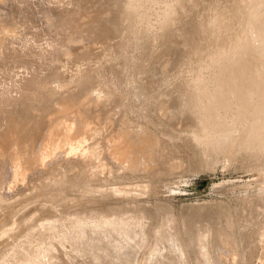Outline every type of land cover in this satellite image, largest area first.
<instances>
[{
  "label": "bare ground",
  "instance_id": "obj_1",
  "mask_svg": "<svg viewBox=\"0 0 264 264\" xmlns=\"http://www.w3.org/2000/svg\"><path fill=\"white\" fill-rule=\"evenodd\" d=\"M20 1L22 2L23 0H19V3H20ZM24 1L27 3V0H24ZM92 1L93 0H91V2ZM100 1H102V0H100ZM104 1L107 2L106 0H104ZM108 1L111 2L110 0H108ZM254 1H255V3H254ZM17 2H18V0H17ZM40 2H41V0H40ZM43 2H45V0ZM50 2H49V4H51ZM55 2H56V0H55ZM105 2L103 4H105ZM136 2H138V1H136ZM136 2H135V0H112L111 6L107 4V7L110 6L109 9L107 8L108 9V12H107L108 15L107 16H101L102 11L100 12V9H101L100 8V9L96 10L97 12L95 11L96 14L94 13V16L92 18L90 17L91 19H89V20L87 19L88 21H83V18H84V16H83V11H84L83 5L86 3V2L84 3V0H77L75 2L74 7L69 8L70 5L68 6L69 9L66 8V6L64 9L63 8L61 9V6H60V8H57V7L52 8L53 5L50 6L51 8H49V9L44 7V8H46V11H43V12L41 11V12L43 15L42 17H44V19L47 21L48 27L45 28V26H46L45 23H44L45 26L44 25L43 26H44V29H50L52 32L53 31L54 32L59 31L61 33L63 31L69 32L70 35L67 37V39L63 37L64 39L67 40V43L64 40L65 43L67 44L65 49H63V51L61 50L63 57L67 58V56H69V57L72 56L71 54H73V53H79V55L81 57H83L86 61V59H88V57L91 55L89 54L88 51H86L87 49L85 48L86 49L85 50V49H83V47L88 46V48H89V46L93 47L94 45H96V44H93L94 42H96L94 39V38H96V39H99L100 44L102 43L105 46V50H103V53L100 54V56L101 55L102 56L99 57V58H103V57H106V55H108L107 50L112 49L111 47L113 46V42H111V41H114L117 38L122 37V38H119V41L116 42V44L119 45V50H121L125 47L126 44L124 45V43L126 41L128 42V44L135 41L136 37L133 35V33H134V28L136 27V24L138 22L137 20L139 18L137 8H138V6H139V8L141 6V5L137 6ZM163 2H164V0H163ZM178 2L182 5V8H180V7L178 8L179 10L182 9L179 15H177V14L175 15V12L171 10V7H173L172 3L170 5H168V3H166V4L164 3L165 6L167 5V7L168 6L169 7L171 6V7L169 8L170 10L168 9L167 10L168 12H166V13H165V9H163L164 14H165L163 22H164V20L167 21L168 23L173 22V24L182 25V27L184 28L185 24L189 21L188 19H192L195 12H197L198 10L200 12L202 11L200 9L203 7V4H205V6L203 8H208V6H210L212 8V10L215 9V11L218 8V3L216 2V0H209L207 2L202 0L201 2H203V4L199 0H179ZM236 2H234V3H236ZM240 2H241L240 4L237 3V5H239V8L240 9H242V7L245 8V10L242 12L243 15H240V20L242 21V23L240 24L241 28L235 29V28H232V26H231L230 30H232V29H235V30L232 31L233 33L231 31H228L229 33L231 32V36L234 37V40H236V41H234L233 39H231V40H233L232 43L235 42V43H233L232 46H230L228 44L229 42L226 40L225 43H221L222 44L221 46L226 47L225 49H222L223 47H221V49H222L221 50L220 46L217 49L211 48L210 45H212V44H210V42L213 41L211 39L214 36L211 35V33H209V35L206 36L205 35L206 31L204 32L205 34L203 35L202 34L203 32L201 31L202 29L208 30V29H206L207 28L206 23L209 24V22L207 20H205V19H207L205 17V15H204L205 18H203V19H199L197 16L199 21H196V22L194 21L195 24L193 22V25H191L190 27L188 26L187 32H185L184 35L182 34L185 37V40H187V41H185V42L183 41V42L184 43L188 42L191 49H189V48L186 49L185 48L186 46L182 47L179 44V43H181L179 40L175 41L171 37V36H173L171 34V31L173 32V30H169V26L172 24L169 25L167 23L169 26H167L165 24L168 27V32H166V35H164V38H165V36L167 37V33H169V36L165 40L163 38V40L165 41L164 43H166V40L169 41L168 42L169 47L167 49V52H169V53L167 54V52H166V53H164V55L166 54L169 56L170 54H175V53H177V55H178V53H179L182 55V58L184 56L187 58V60H191V59H193V57H195V59H193L195 61H196V56L198 55L197 59L199 58L198 60H200L201 57H199V50L196 49L198 47H195L196 51L192 50V47L194 46L193 44L195 42H197L198 40L206 43L207 46L211 50V51L208 50V51H210V53H209V60L210 61L208 62L209 64H207L208 65L207 67L215 69V72H214L215 77H213L214 80L213 79L212 80L215 82L216 88H214L213 90L210 89L211 86L214 87L213 84H211V86L209 85V87L206 86V83H208L207 80L200 75L199 80L197 79L198 81L197 82L195 81V83L193 85V89H189V90L186 89V90H188L187 91L188 97H190V100H188L189 101L188 105L185 104L184 106H181V104L178 103L180 106L177 105L176 108L174 107V109L171 110L170 109L171 107H169L167 105L169 103L165 104V102L163 101L165 105L162 103V104H160V106L158 108L161 112V115L169 116V118L167 117L168 120L172 118L171 120L174 121L173 118L175 119V116H179V117L181 116L184 120V125L188 129L191 130L194 139L199 140V139H203V137H205L206 142H208V143H206V144H208L207 149H208V147L213 146L214 142H216V141L220 142L221 141L220 147L218 145L217 148H219V150L221 148V150H222L221 152L224 155L225 164L231 162L232 158H234V156H235L234 152H238V151H235V149H236L235 138L236 139L237 138L242 139L244 136L247 137L246 135L252 136V138H253L252 140L250 138V140L246 141L247 139L245 138L246 140L245 139L244 140L246 142L244 141L241 144V146L243 148H247L250 145L245 146L246 144H252L253 145L254 143H256L255 146H257V144H258L261 146L260 149L264 148V0H240ZM15 3H16V0H0V21L4 22V20H2L1 17H3V14H5V13L2 10L5 8L9 10L10 8H13L14 6H17L19 4L18 3L16 5ZM28 3H29V1H28ZM31 3L32 2H30V4ZM38 4H40V3H38ZM45 4L48 5V2ZM95 4H96V2L93 3L94 8L96 7ZM27 5L30 6L29 4H27ZM228 5H229V3H228ZM91 6H92V4H91ZM98 6H99V4H98ZM100 6H101V4H100ZM178 6H179V4H178ZM92 8L90 7V9H92ZM173 8L175 9V6ZM225 8H227V7H225ZM15 9H17V7ZM25 9H27V8H25ZM25 9H24V11H25ZM32 9H34V8H32ZM27 10H29V8ZM86 11H85V13H86ZM10 12H13V10ZM19 12H21V11H19ZM22 12H23V10H22ZM89 12H90V10H89ZM123 12L126 13L124 19H127L126 20L127 22L125 24H124V22H122L123 21L122 20ZM40 13H39V15H41ZM107 13L105 12V14H107ZM161 13H163V12H161ZM231 13H233V12L231 11ZM238 13H241V12L238 11ZM24 14L25 13L23 12V15ZM31 14H33V11L31 12ZM87 14H90V13H87ZM91 14H93V13L91 12ZM26 15H27V12H26ZM232 15H229L228 17L230 18V16H232ZM236 15H239V14H237V12H236ZM9 16H10V14H9ZM29 16H31V15H29ZM38 16H37V18H38ZM82 16H83V18H82ZM85 16H88V15H85ZM31 17H33V16H31ZM158 17H159V15H158ZM195 17H196V15H195ZM18 18H19V16H18ZM160 18H161V15H160ZM200 18H202V17H200ZM214 18L215 17H213V19ZM218 18H220V17H218ZM232 18H233V16H232ZM85 19H86V17H85ZM224 19H227V18H224ZM15 20H17V17ZM194 20H196V18ZM227 20H229V19H227ZM222 21H223V19H222ZM229 21H228V23H229ZM16 22L12 21V23H16ZM189 22H191V21H189ZM189 22H188V25H189ZM214 23H216V22H214ZM214 23H213V25H214ZM222 23L224 25V21ZM163 24L164 23H162V25ZM225 24L227 25V23H225ZM223 25H221V26H223ZM14 26H12V24L10 25L9 23L8 24L6 23V25H3V23L0 24V58L1 59L4 58V57L2 58V56L5 52H9L7 50H9L10 48L14 49V51L17 50L13 45L16 44L17 41H19L17 37H18V34L20 33V32L18 33V30H19L18 28H19L20 24H19V26H17L18 27L17 29ZM21 26H20V28H21ZM167 27H165V29ZM173 27H174V25H173ZM211 27H212V24H211ZM217 27L220 28V26H218V25L216 26V28ZM35 28H39V27H35ZM170 28H172V27H170ZM212 28H214V27H212ZM221 28L223 29V27H221ZM122 29L124 30V34H123V36H120L119 33ZM225 29H226V27H225ZM162 30H163V28H162ZM212 30L207 31V34H208V32H210ZM181 32H183V30ZM213 32H215V30H213ZM217 32H219V31H217ZM26 33L29 34L28 31ZM77 33L80 34V38L75 39L73 37V35L75 36V34H77ZM28 34H25L26 35L25 37H27ZM23 35H24V33H23ZM45 36H46V34H45ZM28 37H27V39H28ZM137 37L139 39L137 41L141 42V40L139 38L140 36H137ZM178 37H179V39L181 38V41H182V37H180V36H178ZM219 37H220L219 33H217L216 38H219ZM31 38H32V36H31ZM48 38H49V36H48ZM50 38H52V36ZM175 38H176V36H175ZM40 39H41V35H40ZM158 39H160V38H158V36L157 37L154 36L153 42L156 43V40H158ZM221 39H222V37H221ZM20 40H22V39H20ZM49 40L51 41V42L49 41V44H48L50 47L40 49L41 57L42 56L51 57V59L49 58V60L52 63L53 62L56 63V62H58L59 59L56 58L55 56H53V54H54L53 52L57 48H56L54 41H52L51 39H49ZM33 41L35 43L34 39H33ZM78 41H85L86 45L83 44L84 46L81 47V46L77 45L78 43H76V42H78ZM19 42H22V41H19ZM30 42L29 41L26 42L27 45H29L28 43H30ZM43 42L45 43V41H43ZM160 42H163V41H160ZM218 42L220 43V41H218ZM26 43H24V44L26 45ZM34 43H32V44H34ZM38 43H41V42H38ZM81 43H83V42H81ZM46 44L47 43H45L44 45H46ZM97 44H98V41H97ZM58 45H59V43H58ZM35 46L38 47L39 45H35ZM106 46H107V48H106ZM152 46H150V47H152ZM20 47L23 48V46H21V45H20ZM150 47H149V49H152ZM29 48H28V50H29ZM40 48H41V46H40ZM94 48H96V50H97L96 46H94ZM100 48H101V46H100ZM11 49H10V52H11ZM38 49H39V47H38ZM34 50H36V49H34ZM91 50H93V49H91ZM150 51L147 53L148 61L151 60L152 58L158 56L157 54L160 53V52L157 53V51L152 52L153 50L151 52ZM154 51H155V49H154ZM61 52H59V53H61ZM100 52H101V49H100L99 53ZM99 53H98V55H99ZM109 53H110V56H112L111 55L112 53L111 52H109ZM119 53H120V51H119ZM121 53L123 54V52H121ZM34 54H37V53H34ZM124 54H125L124 58L126 59L127 64L131 65L130 63L135 62L134 57H132V55L130 53H127V51L126 52L124 51ZM26 55H24V57ZM92 55H94V54H92ZM161 55H163V54H161ZM37 56H38V54H37ZM56 56H58V55H56ZM200 56H202V55H200ZM171 57H174V56H171ZM21 58H23V57H21ZM26 58L27 57H25V59ZM38 58L40 59V55L36 59H38ZM72 58H73V56H72ZM83 58L80 59L81 62H83L82 61ZM182 58L179 59L180 63H181ZM32 59H33V57H32ZM78 59H79V57H78ZM90 59H91V57H90ZM24 60L21 59L19 62H17V60H16V63H18L17 67L15 66V63H14V66L17 69H18V66H20L22 68L25 67V69H23V70H26L24 72L25 75L24 74L21 75L22 74V72H21L20 77L16 73L15 76H17L18 79H15L16 80L14 83L15 85L13 84L14 89L12 88L13 90H10L11 87L10 88L9 87H2L3 85L2 86L0 85L2 87L0 89V92H1V95H0V211H2L3 209L5 210V208H11L12 206L15 205V203H18V202L24 203L25 201H28L32 197H36V196L48 197L49 200H52L55 202H64L67 200L69 201L70 198H69V195H68L66 190H67L68 186L70 187V186H74V185L77 186L78 188H80L79 189L80 195H78L79 197L77 196L78 200L77 199L76 200L78 202L82 201V203L85 200V202H87L88 204H90L96 208L97 206H99V202L101 200L98 197L100 195H103V196L106 195L109 197L111 196L113 198H117V197H121V196L127 197L128 195H130V196L131 195H133V196L134 195H142L145 192H147L148 190L154 191L157 189L156 187L158 186V183H159L158 180H156L155 182L153 181V179L155 177L158 178V176L163 175V174L172 175L178 169H180V168L182 169L185 166V160L183 159V157L176 154L177 152L179 153V151H177L179 148L178 147L179 144H176L177 140H176V142L172 143L171 137H173V136L172 135L170 136V134L168 133V135L170 136V138H169L170 144H166V142L165 143L163 142L160 135L157 136L156 133L153 132L151 126L152 125L155 126V124H153L154 119L151 117V115H149L150 111L148 112L149 114L144 113L145 107H143L142 104H140L141 106L136 107V106H132L130 104L127 105L125 102L122 101L121 105L124 106L125 109L123 110L124 107H122V108L118 107L119 109H122V112L120 111L121 112V115H120L121 118L120 119L118 118L119 120H116V119H114V117H109V116L106 117V120H107V122H109L108 124L110 125L109 127L111 128L110 130L106 129L108 124L105 127L101 122L96 123V121L91 119V117L88 115L91 113L92 115L96 114V116L99 117L100 115H102V112L105 111V105H106L105 103H107V102L109 103V101L111 102L113 98H115V99L118 98V99L123 100L127 97V95L129 93H131V92L127 91V89L125 90L122 87L124 85V88H127L130 84L132 86V82H134V77H132V74H130V73L124 74V71L125 72L128 71L126 69H127V67H130V66L127 65V67H125L126 69L121 68L120 70L115 71V76L112 75L113 77H111L110 73H108L106 75V77L104 78V80H102L98 84L95 83L90 72H88L86 70L84 71L81 68V69H78L76 73L74 71V74L71 75L70 77H68V78L66 77L67 79L66 78L60 79V80H57L56 82L53 81L54 84L52 83L53 85L52 84L49 85L48 82L45 81V79H42L43 77L40 76L41 75L40 72H38L36 69H33V68H31V70H30V68L28 67L29 64L27 63L30 61V59H29V61H27L28 59H26L27 62H25V63H24ZM46 60L48 61V58ZM69 60H71V59L69 58ZM173 60L175 61L176 59L174 58ZM179 60L177 59V61H179ZM60 61L61 60H59V62ZM91 61L93 62V60H91ZM2 62H3V60H2ZM61 62L59 64H61ZM164 62H161V63H164ZM183 62H186V61L184 60ZM191 62H193V61H191ZM40 63H39V65H40ZM63 63H65V61H63ZM161 63H159V64H161ZM167 63H169V62L167 61ZM194 63L195 62H193V64ZM1 64L3 65L4 62ZM26 64H28V65L26 66ZM32 64H34V62ZM32 64H30V66H32ZM81 64H83V63H81ZM96 64H98V63H96ZM133 64H134L135 68L138 66L136 68V70L138 69L140 72L141 71L145 72V70L147 69V63H145V62L144 63L141 62V64L140 63H137V64L133 63ZM62 65H61V67L65 66V65H63V66ZM164 65H165V63H164ZM164 65H163V67H164ZM7 66H8V64H7ZM59 66H58V68H59ZM41 67H43V66L41 65ZM46 67H47V65H46ZM169 67H171V69H172V66H169ZM158 68L160 69V66ZM9 69H8V72H9ZM38 69L40 70V68H38ZM61 70L62 69H60V71ZM12 71H13V69H12ZM41 71H43V68ZM163 71H164V69H163ZM165 71H167V70L165 69ZM19 72H20V70H19ZM72 72H70V73L72 74ZM56 73H58V72H56ZM67 74H65V75H67ZM43 75L44 74H42V76ZM61 75H64L63 71H62ZM12 77H13V74H12ZM163 77H165V76L163 75ZM2 82H3V80H2ZM91 82H94L96 85L93 86L94 83H93V85H91ZM141 82H142V84L147 83V82H145V80H144V83H143V81H141ZM150 83H151V81H150ZM11 85H12V83H11ZM71 85H73V86H71ZM131 86L128 88L132 89ZM142 86L140 85V87L138 89L139 90L141 89V91L143 92V90L145 88H142ZM144 87H146V86H144ZM151 88L149 90H151ZM135 89H137V87ZM147 89H145L146 92H147ZM145 90H144V92H145ZM152 90H154V89L152 88ZM135 93H137V92H135ZM157 93L161 94L160 90ZM138 94H141V93L138 92ZM161 95H160V97H161ZM158 96L155 97L156 98L155 101H157V98H160ZM149 97H151V96H149ZM164 98L165 97H163V99ZM128 99H130L129 95H128ZM148 99H150V98H148ZM148 99L146 101H148ZM163 99H161V100H163ZM179 99H181V97H179ZM136 101H138V100H136ZM153 101H154V99H153ZM153 101H152V103L155 102V101L154 102ZM169 101H167V102H169ZM173 101H175V100H173ZM128 102H130V101H128ZM148 102L145 104H148ZM118 103H119V101H118ZM158 103H161V102H158ZM155 104H157V103H155ZM150 105L148 106L149 110L151 109V108H149ZM106 106H108V105H106ZM109 107H110V105H109ZM152 108H153V106H152ZM234 108H236V111H235L236 115L234 114L231 117L232 119L229 120L230 117L228 116V114L231 113L229 111L231 109H234ZM155 110L156 109L153 110L154 113H155ZM146 111H148V110H146ZM113 112H114V110H113ZM160 112H158V113H160ZM130 113L140 114L143 118V121L137 122L138 121L137 120L135 123L130 118ZM53 114H54V116L55 115H57V116L52 117ZM108 114L109 113H107V115ZM104 115H106V113ZM113 115H116V114H113ZM93 116H92V118H94ZM155 116H157V115H155ZM158 116L160 117V115H158ZM164 116H163V119L165 121L166 117L164 118ZM161 118H162V116H161ZM100 119L101 118H98L99 121H100ZM104 120H105V118H104ZM159 121H161V120H159ZM159 121H158V123H159ZM162 122H160V123H162ZM179 122H181V121H179ZM164 123H162V124L164 125ZM167 123L169 124L170 122H167ZM169 125L174 126L172 123H170ZM175 125H176V123H175ZM167 127H163V128H165L167 131L168 130L170 131V129ZM180 127H182V126H180ZM171 132L172 131H170V133ZM227 132L228 133L233 132V133H235L236 136L231 137V134H230V136H227ZM162 134H163V132H162ZM163 135L165 136L166 134L164 133ZM222 135H223V137H225V138H223L224 139L223 141L220 140V138H222ZM233 136H234V134H233ZM165 138H167V137H165ZM164 141H166V140H164ZM201 142H202V140H201ZM203 142H205V141H203ZM203 144H205V143H203ZM239 145H240V143H239ZM257 148H259V147H257ZM237 149H239V147ZM171 153L173 154L172 155L173 157L170 159ZM71 171L75 172L74 176L73 175L70 176L69 172H71ZM72 172H71V174H72ZM34 180H37L38 183H36L37 181H35L34 182L35 184H33L34 186L32 185L33 187L30 188L28 185L29 182L34 181ZM263 180H262V182H263ZM4 183H6L8 185L9 190H15L16 189V192H13V194L9 195L6 193L8 191V189L5 188L7 191L5 192V194L2 193L1 189H2V186L4 185ZM30 184H31V182H30ZM245 185H247V184H245ZM3 189H4V187H3ZM77 189H74V190L76 191ZM26 190H28V192L29 191H31V192L26 193ZM72 190H69V191H72ZM156 191H154V192H156ZM69 193H71V192H69ZM73 195H75V193ZM73 200H74V198H73ZM74 205H75V203H74ZM74 205H73V207H74ZM75 209H76V207H75ZM76 211H79V210L77 209ZM9 212H10V209H9ZM121 212H124V210L121 206H116V207L108 206V208L102 209L101 212H99L98 220H95L93 223H91L88 220L79 219L76 222L75 228L80 232H84L86 229V225L91 223L93 225V227L103 226V227L107 228V231L111 234H115V233L121 231L123 235H125L127 237H131V235L134 233L135 228L131 229L128 226L127 220L119 218V214ZM5 214H6V211H5ZM2 219H4V218H2ZM164 225H166V221H164ZM194 226H196V231L194 234H191V230L186 231V235L189 236L188 241H189L190 246H196V247L199 246V243H198L199 239L205 235L204 232H207L211 236L216 235L217 241L219 242V244L216 247H220L221 244H222V247H224V250H220L216 254V257L218 259V263H214V264H236L240 260L241 252H240V249L236 243L235 235L232 231L233 230L232 225L229 222H227L225 220V218H219L217 220L215 232L213 231V229H215V228L212 229V227H210V225L207 226L203 223L197 222L194 224ZM200 229L203 230V232L200 233L199 232ZM258 234H259V237L256 238V240H255L256 241L255 248L252 250L251 254H252V257L258 258L257 264H263L264 263V224L261 227H259ZM175 235L177 237L179 236V234L177 232ZM158 244H159V239L157 237L151 238L147 243V250L149 252L156 250ZM206 245L209 249H212L213 245H211V243L209 245L208 244H206ZM196 256L200 257V253L197 254Z\"/></svg>",
  "mask_w": 264,
  "mask_h": 264
},
{
  "label": "rangeland",
  "instance_id": "obj_2",
  "mask_svg": "<svg viewBox=\"0 0 264 264\" xmlns=\"http://www.w3.org/2000/svg\"><path fill=\"white\" fill-rule=\"evenodd\" d=\"M28 1H29V3H28ZM43 1L41 0V2H40V0H27V3H26L23 0L22 2L20 1V3H19V0H18V2L16 0L15 4L17 5L19 3L17 6H14L13 8H10L9 10L6 8L2 10L5 13V14H3V17H1L2 20H4V22L0 21V24L3 23V25H6V23L7 24L9 23L10 25L12 24V26L15 25L14 27L16 29L18 28L17 26H19V24H20V26L22 25L24 28L22 26H21L22 29L20 28V26L18 28L19 29L18 33L20 32L21 34L19 33L17 38L19 41H22V42L17 41L18 43L16 42V44L13 45L17 50L14 51V49L10 48L11 52H10V49L7 50L9 52H5L3 54L2 58L3 57L4 58L3 59L0 58V61H1L0 62V85L1 86L3 85L2 87H9V88L11 87L10 90L14 89L13 84L16 81L15 79H18V77L15 76L16 73L20 77L21 72H22L21 75H23V74L25 75L24 72L26 71V70H23V69H25V67L22 68V67L18 66V69L20 70V72H19V70L16 68L18 65V63H16V60H17V62H19L21 59L24 60L25 57H27L26 58V59H28L27 61H29V59H30L29 62H27L26 59L24 60V63L27 62L29 64V65L26 64V66L28 65L30 70H31V68H33V69H36L38 72H40V74H41L40 76L43 77L42 79H45V81L48 82L49 85H51L52 83L54 84V82H56L57 80L65 79L66 77L67 78L70 77L71 75L74 74V71L76 73L77 70L81 69V68L84 71L86 70V71L90 72L93 80L95 81L96 84H98L102 80H104V78L106 77V75L108 73H110L111 77H113V76H115V71L120 70L121 68L126 69L125 67H127V65H128L130 67H127L126 70H128V71H126V72L124 71V74H126V73L132 74V77H134V82H132V86H131V84L128 86V87L131 86L132 89L128 88V87L124 88V85L122 87H123V89H125V90L127 89V91L131 92L128 94L130 99H128V95L125 98L126 100L113 98L114 100L112 99L111 102L109 101V103L108 102L105 103L108 106L105 105V111L102 112V115H100L99 117H97L96 114L95 115L93 114L94 115L93 116L91 113L88 115L91 117V119L96 121V123L101 122L106 127V125L109 123V122H107L106 117H108V116L114 117V119H116V120H119L121 118L120 115H121L122 109H119V108L124 107L121 105L122 101L125 102L127 105L130 104V105L136 106V107H139V106H141L140 104H142V106L145 107L144 113H148L150 111L149 112L150 114L149 113L148 114L151 115V117L154 119L153 124H155V126L154 125L151 126L153 132L156 133L157 136L160 135L163 142L164 143L166 142V144H170L169 138L171 135L173 136V137H171L172 143L176 142V140H177L176 144H179L178 145L179 148L177 151H179V153L177 152L176 154L183 157V159L185 160V166L182 169L180 168L181 170L178 169L179 171L177 170L172 175L163 174V175L158 176V178L155 177L153 179V181L155 182L156 180H158V182H159L158 186L156 187L157 191L154 190L156 192H154L152 190H151L152 191L151 192L150 190H148L147 192H145L142 195H134V196L128 195L127 197L121 196V197H117V198H113L111 196L109 197L106 195L105 196L100 195L98 197L101 200L99 202V206H97L96 208L93 207L92 205L88 204L87 202H85V200L83 201V203H82V201H79V202L77 201L78 197H79L78 195H80L79 194L80 188H78L77 186L74 185V186H70V187L68 186L69 188L67 187L66 191H67L70 199H69V201L68 200L64 201L65 203L64 202H55V201L49 200L48 197L36 196V197H32L28 201H25L24 203L18 202V203H15L16 206L14 205L11 208H5V210L3 209L2 211H0V214H1L0 215V264H214V263H218V259L216 257V254L220 250H224V247H222V244L220 247H216L219 244V242L217 241L216 235L211 236L209 233L204 232L205 235L199 239V241H198L199 246L196 247V246H190L189 241H188L189 236L186 235V231L191 230V234H194L196 231V226H194V224L198 222V223H203L207 226L210 225V227H212V229L215 228V229H213V231L215 232L216 231V222L219 218H225V220L232 225V229H233L232 231L235 235L236 243H237V245L240 249V252H241L240 260L236 264H257L258 258L252 257L251 253H252V250L255 248V244H256L255 240H256V238L259 237V234H258L259 227H261L264 224V180H263L264 179V148L260 149L261 146L258 144H257V146H255L256 143H254L253 145L252 144H246L245 146L250 145L247 148H243L241 146V144L246 139H247L246 141L250 140V138L252 140L253 139L252 136L246 135L248 138L244 136L243 138L241 137L242 139H240V138L236 139L235 138V140H236L235 151H238V152H234V154H235L234 158H232L230 163L225 164L224 155L221 152L222 150H221V148H220V150H219V148H217L218 145L220 147L221 141L220 142L219 141L214 142L213 143L214 145L208 147V149H207L208 144H206V143H208V142H206L205 137H203V139H199V140L194 139L191 130L188 129L184 125V120L181 116L180 117L182 119L179 116H175V119L173 118L174 121L171 120L172 118L168 120L167 117L169 118V116L161 115V112L158 108L160 106V104H162V103L164 104V102H165V104L169 103L167 105L169 107H171L170 108L171 110H173L174 107L176 108L177 105H179V104H181V106H184L185 104L188 105V103H189L188 100H190V97H188L187 91L189 89H193V85H194L195 81L197 82L199 80L200 75L207 80L208 83H206V86L209 87V85L211 86V84H213L214 87L211 86L210 89L213 90L214 88H216L215 82L213 81L214 80L213 77H215V73H214L215 69L207 67L208 66L207 64H209L208 62L210 61L209 60V53L211 50L207 46L206 43L198 40L197 42H195L193 44L194 46L192 47L193 51L194 50L196 51V49L199 50V57H201L200 58L201 61L198 60L199 58L197 59L198 55L196 56L197 62L195 60H193V59H195V57H193V59H191V60H187V58L184 56L182 58V55L179 53H178V55H177V53L170 54L169 56L166 54L164 55V53L167 52V49L169 47V43H168L169 41L166 40V43H164L165 42L164 40L166 38H168V36H169V33H167V37L165 36V38H164V35H166V32H168L167 26L172 24L169 26V30H173V32L171 31V34L173 36H171V35L170 36L175 41L179 40L181 42L179 44L182 47L186 46L185 47L186 49L187 48L191 49L188 42L184 43L187 40H185V37L183 35L185 32H187L188 26L190 27L191 25H193L194 21L196 22V21H199L198 18L203 19L206 17L207 19H205V20H207L209 22V24L206 23V25H207L206 29H208V30L202 29L201 31L203 32L202 33L203 35L205 34L204 32L206 31V34H205L206 36L209 35V33H211V35L214 36V37L212 36L213 38L211 39L213 41L210 42V44H212V45H210L211 48L217 49L220 46V49H221V47H223V46H221L222 45L221 43H225L226 40L229 42L228 44L230 46H232L233 43H235V42L232 43V41L234 40V37L231 36V32L234 31L235 29L241 28L240 24L242 23V21L240 20V15H243L242 12L245 10L244 7H242V9H240L239 5H237V3L238 4L241 3L240 0H216V2L218 3V8L216 11H215V9L212 10V8L210 6H208V8H203L205 6V4H203V2H201L202 0H199L203 4V7L200 9L202 11L200 12L198 10L197 12H195V14L193 16L194 18L192 17V19H188L192 23L187 20L189 22V25L187 22L185 24L184 28L182 27V25L173 24V22L168 23L165 20L163 22L164 15H165L163 9H165V13H166V12H168L167 10L171 7V6L167 7V5L165 6L166 3H168V5H170L172 3V6L173 7L175 6V9L173 7H171V10L175 12V15L180 14L182 9L179 10L178 8L179 7L182 8V5L178 2L179 0H176V1L171 0L172 2L170 0H164V2H163V0H152V1L151 0H149V1L148 0H135V2L138 1V2H136L137 6L141 5L140 8H139V6L137 8L139 18L137 20L138 22L136 24V27L134 28V33H133V35L136 37L135 41H133L130 44H128V42L126 41L124 43V45L125 44L126 45L128 44V45L127 46L125 45V47H124L125 49L123 48L121 50H119V45L116 44V42L119 41V38H122V37H119L116 40L111 41V42H113V46L111 47L112 49L107 50L109 56L106 55V57H103V58H99V57L102 56V55L100 56V54H102L103 50H105V46L102 43H101L102 45L100 44L99 39L94 38L96 42L93 43V44H96L94 46L97 47V50L99 49L98 51L96 50V48H94V46L93 47L89 46V48H88V46L83 47L84 45H86V42L85 41H78V42H76V43H78L77 45L83 47V49L86 48L87 50L86 49L85 50L88 51L89 54L91 55L88 57L89 60L86 59V61L83 57H81L79 55V53L71 54L73 56V58H72V56H70V57L67 56L68 59L66 57H63L61 50L63 51V49H65V47L67 45L66 39L70 35L69 32H67V31L66 32L63 31L62 33L59 31H56V32L53 31L52 32L50 29H44L45 24H46L45 28L48 26H47V21L44 19V17H42L43 16L42 12L46 11V8L47 9L51 8L50 6H52V5H53L52 8H54V7L60 8V6H61V9L62 8L64 9L65 6H66V8H68L69 5H70L69 8H71V7L75 6V2L77 0H59V1L56 0V2H55V0H48V1L45 0V2H43ZM93 1H92L93 3L96 2V4H97V5L95 4V6H96L95 8H94V5L91 2V0H84V3L85 2L86 3L83 5V10H84L83 11L84 18L82 16L83 21H88L89 19H91L94 16V13L96 14V12H97L96 10L100 9V8L102 9V10L100 9V12L102 11L101 16H107L108 15L107 12L111 6L112 0H110L111 2H109L108 0H106L107 2H105L104 0H102V1L93 0ZM203 1L207 2L209 0H203ZM30 2H32L31 3L32 5L30 4ZM42 2L44 4L48 2L49 6L46 4L44 5ZM49 2L51 4H49ZM104 2H105V4H103ZM234 2H236V3H234ZM38 3H40V4H38ZM228 3H229V5H228ZM254 3H255V1H254ZM27 4H29L30 6H28ZM91 4H92V6H91ZM98 4H99V6H98ZM100 4H101V6H100ZM107 4L110 6L107 7ZM178 4H179V6H178ZM16 7H17V9H15ZM44 7H46V8H44ZM90 7L91 8L93 7L94 9L93 8L90 9ZM225 7H227V8H225ZM25 8H27V9L29 8V10H27ZM32 8H34V9H32ZM11 9L13 10L14 13L10 12V11H12ZM24 9H25V11H24ZM22 10L25 13L24 15H23ZM89 10H90V12H89ZM19 11H21V12H19ZM32 11H33V14H31ZM85 11H86V13H85ZM231 11L233 13H231ZM235 11L239 15H236ZM238 11L241 13H238ZM26 12H27V15H26ZM91 12L93 14H91ZM105 12L107 14H105ZM161 12H163V13H161ZM39 13L41 15H39ZM87 13H90V14H87ZM9 14H10V16H9ZM29 15H31L33 17H31ZM85 15H88V16H85ZM125 15H126V13L123 12V14H122V20L123 21L122 22H124V24L127 22L126 21L127 19H124ZM158 15H159V17H158ZM160 15H161V18H160ZM195 15H196V17H195ZM204 15H205V17H204ZM229 15H232L233 18H232V16H230V18H229L228 17ZM18 16H19V18H18ZM37 16H38V18H37ZM197 16H198V18H197ZM16 17H17V20H15ZM85 17H86V19H85ZM200 17H202V18H200ZM213 17H215V18L213 19ZM218 17H220V18H218ZM195 18H196V20H194ZM221 18L224 21V25L222 23L223 21ZM224 18H227L230 21L227 19H224ZM12 21L13 22L17 21V22L12 23ZM228 21H229V23H228ZM161 22L164 24L162 25ZM195 22H194V24H195ZM214 22H216V23H214ZM213 23H214V25H213ZM225 23H227V25L229 24L230 26L229 25L227 26ZM211 24H212V27H214V28L211 27ZM173 25H174V27H173ZM217 25L220 26V28L217 27L218 28L217 29L216 28ZM221 25H223V26H221ZM231 26H232V28H235V29L230 30ZM35 27H39V28H35ZM165 27H167V28L165 29ZM170 27H172V28H170ZM221 27H223V29ZM225 27H226V29H225ZM162 28H163V30H162ZM211 28L213 30H215L216 33L213 32V30ZM182 30H183V32H181ZM209 30H212V31L208 32V34H207V31H209ZM27 31L29 32V34L26 33ZM217 31H219V32H217ZM228 31H231V32L229 33ZM23 33H24V35H23ZM217 33H219V36H220L219 38H216ZM25 34H28L27 35V37L29 36L28 39H27V37H25L26 36ZM45 34H46V36H45ZM77 34H75V36L73 35V37L75 39L80 38V34L79 33H77ZM123 34H124V30L122 29L120 31L119 35L123 36ZM40 35H41L42 40L40 39ZM136 35L140 36L139 38H140L141 42L137 41L139 39ZM31 36H32V38H31ZM48 36H49V38H48ZM51 36H52V38H50ZM154 36L155 37L158 36V38H160V39L156 40L157 44L153 42ZM175 36H176V38L178 36L182 37V41H181V38L179 39V37H178L176 39ZM63 37L66 39H64ZM221 37H222V39H221ZM163 38H164V40H163ZM20 39H22V40H20ZM33 39L35 40L36 44L34 43ZM49 39L54 41L56 48H57L53 52L54 53L53 56H55L56 58H58L61 61L62 60L65 61V63H63V61L62 62L60 61L61 64H59L60 63L59 60L56 63H54V62L52 63L49 60V58L51 59V57H48V56L47 57H44V56L41 57L40 49L50 47L48 45L49 41H50ZM231 39H233V40H231ZM64 40L66 41V43ZM28 41L29 42L31 41L34 44H32L30 42V43H28L29 45H27L26 42H28ZM43 41H45V43H47V44L44 45L45 43ZM97 41H98L99 45L97 44ZM160 41H163V42H160ZM218 41H220V43ZM234 41H236V40H234ZM23 42L26 43V45ZM38 42H41V43H38ZM81 42H83V43H81ZM58 43H59V45H58ZM20 45L23 46V48L20 47ZM35 45H39L38 46L39 49ZM40 46H41V48H40ZM100 46H101V48H100ZM150 46H152V47H150ZM149 47L152 49H149ZM195 47H198V48L195 49ZM28 48H29V50H28ZM106 48H107V46H106ZM225 48L226 47H223L222 49H225ZM34 49H36V50H34ZM91 49H93V50H91ZM100 49H101V52L99 53ZM154 49H155V51H154ZM150 50L151 51L153 50L152 52L157 51V53L158 52H160V53L157 54L158 56H156V57H154L148 61L147 53ZM208 50H210V51H208ZM119 51H120V53H119ZM124 51L125 52L127 51V53H130L132 55V57H134L135 62H133V63H136V64L137 63L141 64V62L147 63V69L145 70V72L144 71L140 72L138 69L136 70V68L138 66L135 68L133 63H130L131 65L127 64L126 59L124 58L125 57ZM59 52H61V53H59ZM109 52L112 53L111 54L112 56H110ZM121 52H123L124 55ZM34 53H37L38 56L40 55V59L38 58L40 61L38 59H36L38 56H37V54H34ZM98 53H99V55H98ZM168 53L169 52H167V54ZM92 54H94V55H92ZM161 54H163V55H161ZM24 55H26V56L24 57ZM56 55H58V56H56ZM200 55H202V56H200ZM171 56H174V57H171ZM21 57H23V58H21ZM32 57H33V59H32ZM78 57H79V59H78ZM90 57H91V59H90ZM47 58H48V61L46 60ZM69 58L71 60H69ZM82 58H83V60H82L83 62H81V60H80ZM174 58L176 59L175 61L173 60ZM180 58H182L181 63L179 60ZM177 59L179 61H177ZM183 59L187 63L183 62L184 61ZM2 60L4 62L3 65L1 64V63H3ZM91 60H93V62ZM32 61L34 62V64H32L33 63ZM167 61L170 64L167 63ZM191 61H193L195 63L193 64V62H191ZM38 62L39 63L41 62L40 65ZM161 62H164L165 65H164V63H161ZM14 63H15L16 67L14 66ZM81 63H83L84 65ZM96 63H98V64H96ZM159 63H161V64H159ZM7 64H8V66H7ZM30 64H32V66H30ZM45 64L47 65V67ZM62 64L65 66L61 67ZM162 64L164 65V67ZM41 65L43 67H41ZM58 66H59V68H58ZM157 66L158 67L160 66V69ZM169 66H172V69ZM6 67L8 69L10 68L9 72H8V69ZM38 68H40V70ZM42 68H43V71H41ZM12 69H13V71H12ZM60 69H62V70L60 71ZM163 69H164V71H165V69L167 71L164 72ZM62 71H63L64 75H61ZM56 72H58V73H56ZM70 72H72V74ZM12 74H13V77H12ZM42 74H44V75L42 76ZM65 74H67V75H65ZM163 75L165 77H163ZM1 79L3 80V82ZM143 79L147 83L142 84L141 81H143V83H144ZM149 80L151 81V83ZM11 83H12V85H11ZM93 83L94 82H91V85H93ZM95 83L93 86L96 85ZM140 85L141 86L143 85L142 88H145V89L148 88L147 92L145 89H144L145 92H144V90H143V92L141 91V89L139 90L138 88L140 87ZM149 85L156 92L154 90H152V88ZM1 86H0V89L2 88ZM71 86H73V85H71ZM135 86L137 87V89H135L136 88ZM144 86H146V87H144ZM149 87L151 88V90H149L150 89ZM186 89H188V90H186ZM159 90H160V93L162 95L157 93V92H159ZM135 92H137V93H135ZM138 92L141 94H138ZM0 95H1V92H0ZM160 95L162 98L160 97ZM149 96H151V97H149ZM157 96L160 97V98H157V101L161 102V103H158L157 101H155V99H156L155 97H157ZM163 97H165V98L163 99ZM179 97H181V99H179ZM148 98H150V99H148ZM147 99H148V101L149 100L150 101L149 102L146 101ZM153 99L155 102L153 101ZM161 99H163V100H161ZM136 100H138V101H136ZM173 100H175V101H173ZM118 101H119V103H118ZM128 101H130V102H128ZM152 101L154 103H152ZM167 101H169V102H167ZM147 102H148V104H145ZM155 103H157L158 105ZM109 105H110V107H109ZM149 105H150L149 108H151L150 110L148 109ZM152 106H153V108H152ZM116 107L117 108L119 107V108L117 109ZM124 109H125V107L123 108V110ZM154 109H156L155 113L153 111ZM113 110H114V112H113ZM146 110H148V111H146ZM235 111H236V108L231 109L229 111V112H231L228 114V116L230 117V118L228 117L229 120L232 119L231 117L234 114L236 115ZM158 112H160V113H158ZM105 113H106V115H104ZM107 113H109V114L107 115ZM113 114H116V115H113ZM155 115H157V116H155ZM158 115H160V117ZM55 116H57V115H55ZM55 116H54V114L52 115V117H55ZM92 116L94 118L96 117L97 119L95 118L96 119L95 120L94 118H92ZM161 116H162V118H161ZM163 116H164V118L166 117L165 121L163 119ZM98 118H101L100 121L98 120ZM104 118H105V120H104ZM130 118L135 123L137 120H138L137 122L143 121L142 116L138 113L137 114L130 113ZM159 120H161V121H159ZM176 120L181 121L183 124L179 121H178L179 122L178 123ZM158 121H159V123H158ZM160 122H162V123L165 122V123L163 125ZM167 122L172 123L174 126L169 125L170 123L168 124ZM175 123H176V125H175ZM109 126L110 125L108 124L106 129L110 130L111 128ZM180 126H182V127H180ZM163 127L169 128L170 131H172V132L170 133L169 130L167 131ZM162 132H163V134L165 133L166 135L164 136L162 134ZM168 133L170 134V136L168 135ZM230 134H231V137L236 136L235 133H233V132L232 133L227 132V136H230ZM233 134H234V136H233ZM165 137H167V138H165ZM223 138H225V137H223V135H222V138H220V140L223 141L224 140ZM164 140H166V141H164ZM201 140H202V142H201ZM203 141H205V142H203ZM203 143H205V144H203ZM239 143H240V145H239ZM238 147H239V149H237ZM257 147H259V148H257ZM172 155L173 154L171 153L170 159L173 157ZM71 172H69L70 176H72V175L74 176L75 172L73 171L72 174H71ZM262 180H263V182H262ZM35 181H37V180L30 181L31 184L29 182L28 185L30 188L34 186L33 184H35L34 183ZM36 183H38V181ZM245 184H247V185H245ZM4 185L2 186L1 192L5 194V192L7 191L6 189H8V185L6 183H4ZM3 187H4V189H3ZM74 189H77L76 190L77 192ZM69 190H72V191H69ZM13 192H16V189L15 190H9L8 189V191L6 193L11 195V194H13ZM30 192L31 191L28 192V190H26V193H30ZM69 192H71V193H69ZM73 192L75 193V195H73L74 194ZM72 197L74 198V200ZM74 203H75V205H74ZM73 205H74V207H73ZM108 206H110V207L121 206L123 208L124 212H121L119 214V218L127 220L128 226L131 229L135 228V230L133 229L134 233L131 235V237H127V236L123 235L121 231H119L115 234H111L107 231V228H105L103 226L93 227V225L91 223H93L95 220H98L99 212H101L102 209L108 208ZM75 207H76V209H75ZM9 209H10V212H9ZM77 209L80 212L76 211ZM5 211H6L7 215L5 214ZM2 218H4V219H2ZM79 219H84V220H88L89 222H91V223L86 225V229L84 232H80L75 228L76 222ZM164 221H166V225H164ZM176 232L179 234L178 237L175 235ZM199 232L201 233V232H203V230L200 229ZM153 237H157L159 239V244L157 245L156 250L149 252L147 250V243ZM210 243H211V245H213L212 249H209L206 245V244L209 245ZM199 253H200V257L199 256L197 257L196 255Z\"/></svg>",
  "mask_w": 264,
  "mask_h": 264
}]
</instances>
